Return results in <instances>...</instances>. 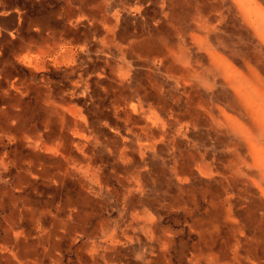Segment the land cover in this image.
<instances>
[{
  "label": "bare ground",
  "instance_id": "6f19581e",
  "mask_svg": "<svg viewBox=\"0 0 264 264\" xmlns=\"http://www.w3.org/2000/svg\"><path fill=\"white\" fill-rule=\"evenodd\" d=\"M158 2L154 24L146 22L142 2L120 5L111 16L108 5L100 9L104 36L92 47L101 66L81 74L95 77L109 105L93 101L97 94L88 82L79 93L96 110L113 113L102 112L108 120L101 128L88 125L72 104L77 93L37 86L22 63L3 59L0 141L17 145L0 147V192L12 194L15 227L12 250L0 264H61L69 226L110 192L107 164L131 179L123 204H144L137 220L155 241L148 262L174 249L187 264H264V0ZM39 59L26 57L30 65ZM61 60L55 58L54 67ZM105 129L114 137L107 140ZM73 182L78 192L67 189ZM40 185L59 195L67 189L69 196L55 204L50 225L31 236L16 217L23 223L29 213L32 220L52 215L26 206L22 195ZM165 215L171 226L164 225ZM178 232L198 240L179 241ZM22 246L26 252L18 254ZM119 246L125 245L83 243L81 262L106 261Z\"/></svg>",
  "mask_w": 264,
  "mask_h": 264
},
{
  "label": "rangeland",
  "instance_id": "374dc122",
  "mask_svg": "<svg viewBox=\"0 0 264 264\" xmlns=\"http://www.w3.org/2000/svg\"><path fill=\"white\" fill-rule=\"evenodd\" d=\"M24 1V9L21 8L18 3L16 4V7L18 9L25 10L27 12V17H33L41 14V16L47 17L46 19L50 21L51 24L57 26V30L62 31L61 36L63 38L62 42L64 43L62 47L64 49L72 50V54L74 55V62H71V65L73 66V68L76 67L75 74H73V76L69 80H67L65 77H63V67H54V58L52 56H46L43 60L45 63L40 64L39 70H33V72H30L29 70L25 69V76L30 81H33L35 83H39L41 80L44 79L55 82L58 86H60L62 91H64L65 95L70 94L71 90L77 93L74 96V98L77 100L73 101V103L77 104L78 107L81 108L82 114L86 115L88 121L87 124L93 125L94 128H101L102 124L108 120L104 116H102V112L109 113L110 115H113V113L110 112V110L104 106L102 107L103 110H96L93 107L91 101L89 100L88 95H86V98H82L81 94L79 93L81 92V90H84V87L82 86H85V84H87L88 82L91 85V88L89 90H95L97 94H95L96 97L93 101L97 105H100V102L105 106L109 105V100L105 99L102 95L100 97V93H102V91L100 85L96 82L95 77L89 78L85 74H80V70L85 67L84 62L86 54L81 52L80 48L78 47L79 44L77 42H74L73 44L70 43L73 37L67 35V32L70 31L71 28H74L70 25L71 20L74 21V19H77L75 18L77 17L75 11L73 15L70 14V10L76 8V5L73 3L74 0ZM129 1L130 0H105L104 7H106L107 5L111 7V9L107 11V14L111 16L114 12L120 9V5H126L128 7L134 8L136 5V1ZM26 21L28 22V19H26ZM23 26V32L25 29H29L28 23H24ZM84 29L85 27L83 26L78 27V30L80 31H84ZM31 30L34 31V27H31ZM59 52H61V50H59ZM4 59L7 58L5 57ZM79 75L84 76L80 78ZM75 85L79 87L77 89H74ZM73 120L75 119L68 117L67 121ZM76 121L78 120L76 119ZM71 129H73V127H68L67 124H65L63 128L65 132H71ZM105 132L107 134V140L109 138L114 137L113 133H111L109 129H105ZM16 145L17 144L15 141L10 142L6 139V137L2 138V140L0 141V147L5 146L9 150L14 149ZM125 173L126 171L124 169H115L109 164H107V167L105 168V175L109 180L108 183L110 192L108 193L105 199L97 202V204L92 205L91 208H88V217L79 220L69 226L68 231H70V233L72 232V235H65V237L62 239V245L60 249V252H62L63 254V264H82V262L80 261H83V259L80 260L79 257H84L85 255L80 254L77 249L78 247L80 248L83 243L111 242L113 241V238L120 240L122 243L127 244L125 245V247L128 248L126 255L127 259H124L122 264H142V262L138 259V256L131 251V248L135 245L137 246V238H140L142 241V245H144L151 243L152 236L150 233L148 234L143 228L145 226V223L137 220L138 216H140L138 214H140V212L144 209V204L140 202H134V205L126 206L121 201V194H123V192L125 191V187L128 186V183L131 181L129 176H127ZM67 189L72 190L74 193L78 192L80 190V187L78 186V184L73 182L68 185ZM67 189L64 190L61 195H59V193H55L54 188V191H52L43 187L42 185H40L37 190L28 189V191L24 193V195H22L26 197V206L29 209L34 208L37 211V214L45 209L47 211L50 210L52 215H38L39 217L44 218L37 219L39 218L37 216L35 220H32L31 218H33V216L29 213L25 218V221L23 219V223H20V220H18L17 217L14 216V218L16 217V226L19 225L31 236L39 234L43 228L48 227L50 225V222L52 221V216L55 213L53 209L55 207V204L59 200H66L67 196H69L67 194ZM10 195L12 194L0 192V198L2 200V203L0 205V260L9 257V252H11L13 247L12 240H9L14 239L13 233L9 232L10 229L14 227V220L11 215ZM14 195H17V193H14ZM51 204H53L52 207L50 206ZM170 221L171 218H168L167 223L165 224H171L172 222ZM78 235L82 236L80 238L82 242H79L78 245H75L73 247L72 239L75 238L74 236ZM31 238L33 239V237ZM176 238L179 241H187L190 244H192L193 242H197L198 240L196 235H192L190 240H188L189 237L187 236V233L182 234V232H178ZM171 251V257L169 258L171 264H186L185 257L181 258L176 255L174 249H172ZM25 252L26 251L24 250V246L20 247L17 251L18 254H25ZM186 258H190L189 253L187 254ZM93 264L95 263L93 262Z\"/></svg>",
  "mask_w": 264,
  "mask_h": 264
},
{
  "label": "crops",
  "instance_id": "0c3cea01",
  "mask_svg": "<svg viewBox=\"0 0 264 264\" xmlns=\"http://www.w3.org/2000/svg\"><path fill=\"white\" fill-rule=\"evenodd\" d=\"M134 1H136V5L141 2H142L141 4L144 3L146 5V12H147L146 22H150L151 24H154L153 19L157 16L156 12L159 10L158 0H134ZM17 3L21 8L23 9L25 8L24 0H0V24L1 22H3V24H1L0 26V36L2 37L5 33L7 34L6 36L7 42L0 44V66L3 64V59L6 57L7 60L9 59L11 66L12 64L17 63V62L22 63L23 66L25 67L24 69H27L30 72H33V70H39L40 64L45 63L43 60L46 56H52L54 58L53 62L55 61V58L57 59L59 57H62V60H61L62 64H59V66H62L64 69L63 77L69 80L73 75H70L69 77H67L65 73L71 72L76 67L73 68V66L71 65V62H74L73 61L74 55L72 54V50L64 49L62 47L64 45V43L62 42L63 38L61 36L62 31L57 30V26L51 24V22L46 19L47 17L41 16V14L33 16V17H27V12L25 10H21L16 7ZM73 3L76 5V8L72 7L74 10L71 9L70 14L73 15L75 11L77 15V17L75 18L77 19H74V21L71 20L70 25L74 28H71V30L67 32V35L73 37L70 43L73 44L74 42H77L79 44L78 47L80 48L81 52L86 54V58L84 62L85 67H83L80 71L81 73L82 72L87 73V72H90L95 67V65H97L94 62L95 55L100 56L99 54H95L96 48L92 47V45L94 44L95 40H99L101 37L104 36L105 28L102 22L99 20L101 19L100 9L102 5L104 6L103 4L104 0H74ZM7 16L11 19H8ZM4 17H5V20L3 19ZM26 19H28V22L26 21ZM6 21H9V22H6ZM128 22L129 21L121 22L118 28L125 27ZM24 23L29 24V29H25L23 32ZM79 26L85 27L84 31L78 30ZM130 26H133L131 22H130ZM31 27H34V31L31 30ZM5 28L8 30H6ZM38 28L39 30H36ZM15 31H17L18 35H16L15 39L12 41L10 35L14 34ZM130 31H133V29L130 28ZM59 50H61V52H59ZM26 57H28L29 59L34 58V57L35 58L40 57V59H39V62L34 61L30 65V61L26 60ZM97 66L100 67L101 65H97ZM32 83L36 84L37 86L38 85L52 86V89L59 87L57 83L48 81L46 79L41 80L39 83H35L33 81ZM72 104L74 103L72 102ZM45 188L49 189L46 186ZM99 201L100 200L93 199L92 202L88 204L87 207H85L87 211V215L85 216V218L89 216L88 208H91L92 205L97 204V202ZM164 218H165L164 221L167 223V220L170 217L165 215ZM77 220L78 218L75 221H73L72 224L76 223ZM164 225L171 226L172 223L171 224L164 223ZM143 228L146 230L148 234L150 233L148 228H145V227ZM154 233L157 234L156 231H154ZM68 235H72V232L71 233L69 232ZM78 236H81V235H78ZM78 236H74L75 238L72 239L73 247L75 245H78L79 242H82ZM113 240L115 241L117 239L113 238ZM137 240H138L137 246L136 245L133 246L131 248V251L138 256V259L142 262V264H171L169 261V258L171 257V253L167 255L165 259H161V260L156 259L157 261L152 262V263L148 262L152 258L151 257L152 249L150 248V246L153 245L155 241L152 242L151 240V243L142 245L141 239L137 238ZM114 241L107 242V243L111 244L112 242L114 243ZM91 243H96V242H91ZM122 244L127 245L125 243H122ZM79 249L80 248L78 247L77 249L78 252H80ZM127 249L128 248H126L125 246L123 247L119 246L118 254H114L111 256L109 253H106L107 254V255L105 254L107 257L105 259L106 261L98 260L94 262H97L95 264H120V263L122 264L123 260L127 259L126 257L127 251H128ZM175 252L177 253L175 254L178 255V251H175ZM80 254L82 253L80 252ZM108 255L110 256L108 257ZM61 256H62L61 264H63L62 252H61ZM112 258H116L114 263H113V260H111ZM79 259L81 260V256L79 257ZM117 260H120L121 262L117 263L116 262ZM186 264H187V261H186Z\"/></svg>",
  "mask_w": 264,
  "mask_h": 264
}]
</instances>
